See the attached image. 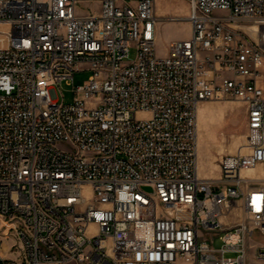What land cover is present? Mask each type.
I'll return each instance as SVG.
<instances>
[{
	"label": "built area",
	"instance_id": "1",
	"mask_svg": "<svg viewBox=\"0 0 264 264\" xmlns=\"http://www.w3.org/2000/svg\"><path fill=\"white\" fill-rule=\"evenodd\" d=\"M91 1L0 0V264L264 262V0H190L166 54L155 0ZM233 98L246 150L202 175L198 108Z\"/></svg>",
	"mask_w": 264,
	"mask_h": 264
},
{
	"label": "rangeland",
	"instance_id": "2",
	"mask_svg": "<svg viewBox=\"0 0 264 264\" xmlns=\"http://www.w3.org/2000/svg\"><path fill=\"white\" fill-rule=\"evenodd\" d=\"M86 7L95 10L98 7V0H92L86 4ZM154 9L157 16L156 50L158 54H166L171 40L188 38L190 35L191 26L188 18L190 0H155ZM215 14H226V12L218 10L215 11ZM248 23L245 25H249ZM134 57L135 48H131L127 60H132ZM90 74V70L78 68L74 74V84H83ZM57 94L59 99L66 103L73 101L75 96L72 86L65 81L57 85ZM246 120L245 105L239 99H211L204 101L198 108L199 170L202 175L217 177L219 161L224 154L246 150ZM243 218L242 214L238 215L231 212L225 220L227 224H231ZM210 234L211 244L214 247H219L221 245L219 234ZM247 263L264 264V262L254 258L251 248L248 252Z\"/></svg>",
	"mask_w": 264,
	"mask_h": 264
},
{
	"label": "bare ground",
	"instance_id": "3",
	"mask_svg": "<svg viewBox=\"0 0 264 264\" xmlns=\"http://www.w3.org/2000/svg\"><path fill=\"white\" fill-rule=\"evenodd\" d=\"M198 137H199V134H198ZM198 143H199V140H198Z\"/></svg>",
	"mask_w": 264,
	"mask_h": 264
},
{
	"label": "crops",
	"instance_id": "4",
	"mask_svg": "<svg viewBox=\"0 0 264 264\" xmlns=\"http://www.w3.org/2000/svg\"><path fill=\"white\" fill-rule=\"evenodd\" d=\"M202 104H203V103H202ZM202 104H201V105H202ZM201 105H200V106H201ZM200 106H199V107H200Z\"/></svg>",
	"mask_w": 264,
	"mask_h": 264
}]
</instances>
